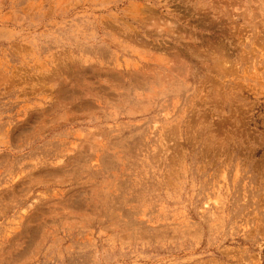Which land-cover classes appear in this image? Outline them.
Masks as SVG:
<instances>
[{"label":"rangeland","instance_id":"1","mask_svg":"<svg viewBox=\"0 0 264 264\" xmlns=\"http://www.w3.org/2000/svg\"><path fill=\"white\" fill-rule=\"evenodd\" d=\"M0 264H264V0H0Z\"/></svg>","mask_w":264,"mask_h":264}]
</instances>
